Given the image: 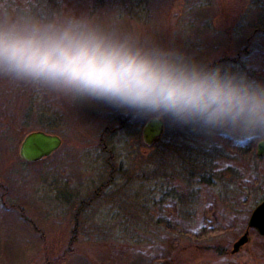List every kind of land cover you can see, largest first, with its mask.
I'll return each instance as SVG.
<instances>
[{
	"label": "rangeland",
	"instance_id": "obj_1",
	"mask_svg": "<svg viewBox=\"0 0 264 264\" xmlns=\"http://www.w3.org/2000/svg\"><path fill=\"white\" fill-rule=\"evenodd\" d=\"M53 1L58 12L47 17ZM263 3L0 0V23L86 15L180 49L206 67L264 82V24L256 26ZM119 116L127 115L104 105L70 104L48 89L0 78V264H161L189 243L221 241L230 250L246 231L251 212L264 199V156H257V143L241 146L240 138L227 133L207 135L164 122L163 138L149 146L142 136L147 120L132 116L126 130L111 134L117 178L97 196V175L103 170L104 181L109 177L106 165L101 168L107 155L97 145L106 126L122 124ZM36 130L58 134L63 144L48 158L27 162L20 145ZM185 141L228 152L231 160L218 168L225 179L196 185L199 205L187 213L170 198L150 204V193L163 198L162 184L195 200L177 167L156 164L160 154L170 162V144ZM250 232L251 242L234 255L180 264H264V236Z\"/></svg>",
	"mask_w": 264,
	"mask_h": 264
},
{
	"label": "clouds",
	"instance_id": "obj_2",
	"mask_svg": "<svg viewBox=\"0 0 264 264\" xmlns=\"http://www.w3.org/2000/svg\"><path fill=\"white\" fill-rule=\"evenodd\" d=\"M0 78L48 89L70 104L227 133L241 146L264 144V82L206 67L86 15L0 23Z\"/></svg>",
	"mask_w": 264,
	"mask_h": 264
},
{
	"label": "trees",
	"instance_id": "obj_3",
	"mask_svg": "<svg viewBox=\"0 0 264 264\" xmlns=\"http://www.w3.org/2000/svg\"><path fill=\"white\" fill-rule=\"evenodd\" d=\"M264 4V3H263ZM57 5L55 1L48 7V15L50 16L51 10H55ZM259 8H264V5H260ZM264 24V13L262 14L259 22L257 23V27H262ZM126 130V128H123L121 130ZM118 132V131H117ZM113 142V141H111ZM194 145L189 148V146ZM170 146L173 148V152H170L168 154H172V158L170 162L165 163L164 162V154H160L157 160L156 164H161L164 166L165 164L170 167L174 166V168H178L180 171V175L183 176V181L185 182V186L193 193V198L195 197V200H191L189 198L183 199L182 194H177L178 187H170L168 184H162L160 187V191L162 192L161 199L157 198L155 194H151L149 198H147L148 202L153 205H158V203H161L162 200L171 199L177 205L181 206V210L184 213L186 210H191V206L198 207V191L195 189L197 188L196 185H203L208 184L212 185L214 181L221 180L223 181L224 178V172L220 169V163L223 160L230 161L231 157L229 153L224 152L223 149L216 145H206V144H198L197 142L193 144H188V142H181V143H171ZM111 149L112 146H110ZM104 152V151H102ZM106 157H103V165L101 168L103 169L104 165H106V172H108L109 177L107 181H104L105 178L102 176V171L97 176L99 177V185L95 189V193L98 194L97 196L101 195V190L106 191L104 188L109 189L113 186L115 178L117 176L113 175V172H115V166L112 165L110 162V159L112 158V152H105ZM174 154V157H173ZM102 158V157H101ZM230 164V163H229ZM119 168V167H118ZM218 169V170H217ZM157 173H152V178L156 179ZM234 176V175H233ZM168 179L167 182H169L170 178L166 177ZM170 184V183H169ZM163 187V188H162ZM162 188V189H161ZM165 190V191H164ZM136 195V194H135ZM138 196V194H137ZM186 197V196H185ZM258 198V197H257ZM92 198L91 200H93ZM159 199V200H157ZM258 200V199H257ZM92 202V201H91ZM191 208V209H190ZM224 256H230V250L228 249V246L225 245L221 241L212 242L209 244H186L183 247H180L179 253L176 255H173L170 259L165 260L161 264H180L185 259L187 261L189 260H195L196 262L198 260H209V259H216L218 257H224Z\"/></svg>",
	"mask_w": 264,
	"mask_h": 264
},
{
	"label": "water",
	"instance_id": "obj_4",
	"mask_svg": "<svg viewBox=\"0 0 264 264\" xmlns=\"http://www.w3.org/2000/svg\"><path fill=\"white\" fill-rule=\"evenodd\" d=\"M165 133L164 122L146 121L142 127L144 142L153 146L161 141ZM63 144L62 138L55 133L36 130L28 133L20 145V156L27 162H37L51 156ZM257 156H264V144H258ZM255 229L264 236V199L253 209L246 231L234 241L231 254L238 253L250 240V230Z\"/></svg>",
	"mask_w": 264,
	"mask_h": 264
},
{
	"label": "flooded vegetation",
	"instance_id": "obj_5",
	"mask_svg": "<svg viewBox=\"0 0 264 264\" xmlns=\"http://www.w3.org/2000/svg\"><path fill=\"white\" fill-rule=\"evenodd\" d=\"M131 117H132V115H127V116H125V119H122V116H119L118 118L121 120V123H122V124H120L119 127H115L114 129H111L110 126H106L105 127V129L103 130V132H102V134L100 136L99 143L97 145V146L100 147L101 151H104V152H107V153L114 151L115 146H114V143L111 142V141H113V137L114 136H112L111 134H116L117 131H119V128H121V129L125 128V125H126L125 123L127 122L128 119L130 120ZM61 138H62V140H64L63 137H61ZM110 146H112V148H114V149H111ZM250 237H251V240H252L251 232H250ZM251 240H250V242H251ZM230 255H234V254H231V252H230Z\"/></svg>",
	"mask_w": 264,
	"mask_h": 264
}]
</instances>
